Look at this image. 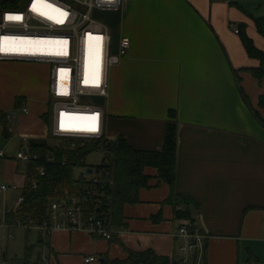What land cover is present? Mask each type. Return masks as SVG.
<instances>
[{
  "label": "crops",
  "instance_id": "obj_1",
  "mask_svg": "<svg viewBox=\"0 0 264 264\" xmlns=\"http://www.w3.org/2000/svg\"><path fill=\"white\" fill-rule=\"evenodd\" d=\"M249 1L123 0L119 32L131 48L109 72L106 137H124L138 151L159 150L174 111V190L190 200L188 207L166 203L170 188L148 168L149 187L139 192L137 204L123 208L125 228L115 229L112 240L85 230H25L16 239L8 236L15 242L0 252V264H36L42 258L46 264H86L87 257L97 259L89 264H101L104 257L125 260L129 250H152L178 261L184 244L178 231L192 222L208 235L204 264H264V129L253 112L264 118L257 103L264 80L258 83L249 73L258 62L247 56L236 33L245 24L264 52ZM35 67L41 66L0 63V116L29 110L14 120L13 135L0 123V152L6 155L0 158V187L23 189L24 163L16 153L31 141H46L50 131L47 85L46 98ZM22 189L15 191L17 198ZM187 210L188 217L181 216Z\"/></svg>",
  "mask_w": 264,
  "mask_h": 264
},
{
  "label": "built area",
  "instance_id": "obj_2",
  "mask_svg": "<svg viewBox=\"0 0 264 264\" xmlns=\"http://www.w3.org/2000/svg\"><path fill=\"white\" fill-rule=\"evenodd\" d=\"M123 3V0H116L113 4L107 3L106 0H25L23 5L17 2V8L0 10V63H37L48 67L47 94L51 109V125L46 142L54 143L49 144L53 150L65 148L78 150L91 143L100 144L94 153H104L101 162L104 169L101 172L93 170L88 181L94 186L102 184L112 186L114 183L115 167L112 155L106 151V147L115 141L106 137L103 106L94 103L92 99L101 97L107 100L110 94L109 72L128 54L131 47L130 39L123 36L119 41L118 53L113 54L111 29L103 20L95 18L93 12L116 11L122 8ZM33 4H50L67 12L68 15L63 18L64 23L57 24L40 12L33 11ZM39 9L49 15H57L50 8ZM9 16H21L22 19L10 20ZM96 37L101 39L97 41ZM124 40L128 41L126 46ZM97 79L98 86L92 83ZM85 80L89 83L86 84ZM21 114H29V110L20 107L5 114L6 130L10 135L15 132L14 120ZM96 114H99L96 132L78 130L97 123L91 119ZM0 158L5 159L6 155L0 152ZM36 159L38 155L29 151L28 144L16 153V161L20 163ZM52 161L53 156L49 155L47 162ZM40 173L44 175V170L41 169ZM32 185L33 188L37 187L35 183ZM20 189L22 187L17 184L2 185L0 194L5 195L9 190ZM86 202V199L77 197L54 200L47 212L48 218L41 223L32 216L9 222L10 214H16L24 203L23 197L19 196L14 206H4L0 209V227L20 228L42 234L85 230L103 240H112L116 230L111 220L104 213L92 211ZM177 236L184 241L183 246L179 248L182 258L171 261L170 264H204L208 235L203 234L195 223H190L182 226ZM2 260L0 253V261ZM96 260L94 257H87L85 263L89 264ZM47 261L46 258H42L36 264H46Z\"/></svg>",
  "mask_w": 264,
  "mask_h": 264
},
{
  "label": "trees",
  "instance_id": "obj_3",
  "mask_svg": "<svg viewBox=\"0 0 264 264\" xmlns=\"http://www.w3.org/2000/svg\"><path fill=\"white\" fill-rule=\"evenodd\" d=\"M17 2L18 0L11 4L0 0V10L17 8ZM234 4L237 5V2ZM252 19L258 33L264 36V16H252ZM238 28L240 42L247 56L258 62V66L249 69V73L260 83L264 80V52L258 49L250 39L245 24L239 25ZM244 98L251 107L246 95ZM257 103L259 109H264V94L260 95ZM253 112L264 129V118L260 117L257 110L253 109ZM169 118H171V123L166 126L159 150H135L129 145L127 139L121 136L106 147V151L112 155V163L115 167L112 186L106 184L94 186L84 178L83 174L78 178L75 177L76 170L93 169L95 172H101L104 169L101 164L96 168L86 165V158L99 148V143H91L78 150H53L46 141H31L29 151L37 154L38 159L24 163L22 170L27 179L21 192L24 203L16 214H10L8 221L13 222L17 218L32 216L41 223L48 218L47 212L54 200L77 197L86 199L89 208L95 213H104L111 220L113 228L124 229L123 208L128 204H137L139 192L142 188L149 187L150 177L145 173L148 168L155 169L157 171L156 179L167 184L170 188V195L166 203L172 206L182 205L187 208L190 200L176 195L174 190L177 167L176 113L171 111ZM45 121L49 123L48 118ZM0 123L6 132L5 116H0ZM49 155L53 156L51 163L47 162ZM41 169L44 170V175H41ZM32 183H35L37 187L33 188ZM181 216L188 217V210L186 213H181ZM126 252L128 258L125 260L116 259L113 261L104 257L101 264H170L168 258L157 256L152 250H146L143 253L130 250Z\"/></svg>",
  "mask_w": 264,
  "mask_h": 264
},
{
  "label": "rangeland",
  "instance_id": "obj_4",
  "mask_svg": "<svg viewBox=\"0 0 264 264\" xmlns=\"http://www.w3.org/2000/svg\"><path fill=\"white\" fill-rule=\"evenodd\" d=\"M18 2L20 3V5H23L25 0H18ZM247 9H248L247 10L248 13H252L255 17L264 16V0H250L249 5L247 6ZM260 40L263 41L264 36H260ZM40 66L41 67H38V68L35 67V72L38 75H40L42 78V81H43L42 89L44 88L42 91H43L44 96L47 98L45 89H46V85L48 84L47 82L48 79H46V76L48 75V67L42 64H40ZM49 144L52 145L54 143L51 141L49 142ZM103 157H104V153L102 152L90 154L86 158V165L96 168L98 165L101 164ZM82 174L85 179L90 178V176L87 175L86 169L75 171L76 178L80 177ZM17 196L18 194L13 190H9L8 193L5 194L4 196L0 195V209H3L6 203L9 207L14 206L15 199L17 198ZM25 232L26 231L24 229H20V228H10L8 231L4 229H0V252L6 253V250L8 248V243L11 245L13 242H15V239L18 234L23 235ZM9 235H13L15 239L13 241L12 240L8 241Z\"/></svg>",
  "mask_w": 264,
  "mask_h": 264
},
{
  "label": "water",
  "instance_id": "obj_5",
  "mask_svg": "<svg viewBox=\"0 0 264 264\" xmlns=\"http://www.w3.org/2000/svg\"><path fill=\"white\" fill-rule=\"evenodd\" d=\"M16 0H1V2H10L14 3ZM122 9H118L116 11H99L95 10L93 12V16L97 19H101L104 21L105 25L109 26L112 32V40H111V47H112V53L116 54L119 50V41L121 38V33L119 32V26L122 21ZM94 103L104 106L106 103V100L101 97H95L92 99ZM93 173L92 169L87 170V174L91 175Z\"/></svg>",
  "mask_w": 264,
  "mask_h": 264
},
{
  "label": "snow or ice",
  "instance_id": "obj_6",
  "mask_svg": "<svg viewBox=\"0 0 264 264\" xmlns=\"http://www.w3.org/2000/svg\"><path fill=\"white\" fill-rule=\"evenodd\" d=\"M45 5H47V8H50V9H54V13H57V15H49L48 13H45V12H41L40 11V9H38L37 7H36V4H33V6H32V10L33 11H37V12H40V14L41 15H45L48 19H50V20H54L57 24H62V23H64V17H66L68 14H67V12H64V11H61L59 8H54L52 5H50V4H45ZM59 13H63V17H61L60 15H58ZM10 20H20V19H22V17L21 16H9L8 17ZM101 39V38H100ZM85 83L87 84V83H89V81L88 80H85ZM93 84H95L96 86H98L99 85V80L97 79V80H95V81H93L92 82ZM98 115L99 114H96V116H94V117H96V122L97 123H95V124H93L91 127H88V128H86V129H78V130H84V131H90V132H92V131H97L98 130ZM92 119V118H91ZM62 127H63V124H62Z\"/></svg>",
  "mask_w": 264,
  "mask_h": 264
},
{
  "label": "clouds",
  "instance_id": "obj_7",
  "mask_svg": "<svg viewBox=\"0 0 264 264\" xmlns=\"http://www.w3.org/2000/svg\"><path fill=\"white\" fill-rule=\"evenodd\" d=\"M106 2L109 3V4H113V3L116 2V0H106ZM36 7L39 9L40 7H47V5H36ZM52 11L54 12V9ZM58 15H60L61 17H63V13H59ZM96 39H97V41H99L100 40V37H96ZM123 43L126 46L128 44V41L127 40H124ZM92 120L95 122L96 121V117L93 116L92 117ZM93 124H95V123H93ZM92 132H96V131H92ZM86 264H87V262H86Z\"/></svg>",
  "mask_w": 264,
  "mask_h": 264
}]
</instances>
